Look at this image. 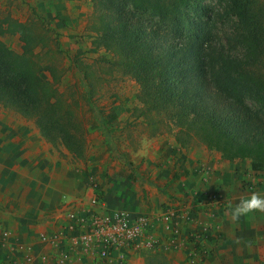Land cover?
I'll return each mask as SVG.
<instances>
[{"label":"trees","instance_id":"trees-1","mask_svg":"<svg viewBox=\"0 0 264 264\" xmlns=\"http://www.w3.org/2000/svg\"><path fill=\"white\" fill-rule=\"evenodd\" d=\"M93 1L92 44L138 84L134 112L153 136L173 134L182 148L197 142L225 160H247L252 172L264 170L263 3ZM4 34L18 36L20 52L6 45ZM40 44L30 25L0 11V106L33 117L42 137L80 157L77 123L56 86L60 73L35 52ZM77 68L90 104L96 84L87 67ZM150 260L174 264L161 253Z\"/></svg>","mask_w":264,"mask_h":264},{"label":"crops","instance_id":"crops-1","mask_svg":"<svg viewBox=\"0 0 264 264\" xmlns=\"http://www.w3.org/2000/svg\"><path fill=\"white\" fill-rule=\"evenodd\" d=\"M33 1L40 14L57 16L58 25L64 19L80 16L83 5L82 0ZM6 112L0 109V225L8 231L12 244H28L35 254L47 253L50 249L41 244L39 236L59 230L67 206L90 192L84 189L78 163L74 165L69 157L64 158L35 126L5 119ZM140 153L151 171L140 185L143 214L182 201L192 203L194 208L197 198L219 192L226 208L216 209L213 216H200L201 224L209 227L206 244L210 249L200 264H264V213L233 222L228 207L252 192L264 194V170L252 172L247 160L228 161L204 146L182 148L169 136L145 138ZM174 174L177 177L173 178ZM184 228L185 238L189 229ZM237 239L240 244L235 243ZM140 251H132L127 264H141ZM157 252L175 264H188L180 248L161 247ZM45 264H53L51 257ZM70 264L82 263L75 260Z\"/></svg>","mask_w":264,"mask_h":264},{"label":"rangeland","instance_id":"rangeland-1","mask_svg":"<svg viewBox=\"0 0 264 264\" xmlns=\"http://www.w3.org/2000/svg\"><path fill=\"white\" fill-rule=\"evenodd\" d=\"M257 1L264 4V0ZM81 3V15L75 19H64L59 25L55 21L57 16L50 18L40 14L33 0H0V11L8 12L30 25L43 40L35 52L60 73L56 86L63 93L77 123L74 133L82 155L74 157L58 140L52 144L60 149L64 158L69 157L74 165L78 163L81 166L84 189L90 192L93 186L102 199V212L123 211L130 216L140 215L143 214L141 208L144 204L140 191L141 180L151 174L147 170L145 156L140 153L144 140L158 136L174 138V135L153 136L151 127L142 117L136 116L134 107L138 105V84L130 76L115 69L112 64L114 59L109 52L92 44L94 34L90 27L95 18V4L93 0H82ZM1 39L10 49L21 51L17 35L4 34ZM77 65L87 67L96 84L90 104L83 97L84 85ZM40 75L45 79L50 78L46 71ZM6 110L5 119L8 121L15 119L27 123L29 127L38 128L33 117ZM200 146L203 145L194 142L186 148ZM154 253L160 252L141 250V264L155 262L150 260Z\"/></svg>","mask_w":264,"mask_h":264},{"label":"built area","instance_id":"built-area-1","mask_svg":"<svg viewBox=\"0 0 264 264\" xmlns=\"http://www.w3.org/2000/svg\"><path fill=\"white\" fill-rule=\"evenodd\" d=\"M91 188L88 196L67 206L59 230L39 236L41 244L50 249L47 253L35 254L28 244H12L8 231L0 225V264H45L50 257L53 264L75 260L82 264H127L132 251L157 252L161 247L180 248L188 264H200L210 254L206 244L209 227L201 224L200 216H213L216 209L226 208L222 195L212 192L197 198L194 208L182 201L155 214L105 213L102 199ZM246 188L253 190L251 185ZM186 226L189 230L184 238Z\"/></svg>","mask_w":264,"mask_h":264},{"label":"clouds","instance_id":"clouds-1","mask_svg":"<svg viewBox=\"0 0 264 264\" xmlns=\"http://www.w3.org/2000/svg\"><path fill=\"white\" fill-rule=\"evenodd\" d=\"M228 207L233 222H239L242 217L253 213H264V194L252 192L250 195L242 197L235 205L229 204ZM235 243L240 244V239H237Z\"/></svg>","mask_w":264,"mask_h":264}]
</instances>
